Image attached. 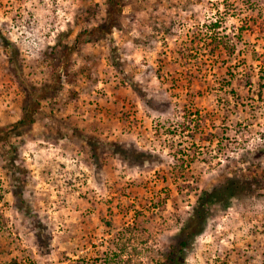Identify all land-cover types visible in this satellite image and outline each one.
<instances>
[{"label": "rangeland", "instance_id": "374dc122", "mask_svg": "<svg viewBox=\"0 0 264 264\" xmlns=\"http://www.w3.org/2000/svg\"><path fill=\"white\" fill-rule=\"evenodd\" d=\"M118 6L0 0V264H171L230 178L176 264H264V0Z\"/></svg>", "mask_w": 264, "mask_h": 264}, {"label": "trees", "instance_id": "16d2710c", "mask_svg": "<svg viewBox=\"0 0 264 264\" xmlns=\"http://www.w3.org/2000/svg\"><path fill=\"white\" fill-rule=\"evenodd\" d=\"M107 5L111 8V13H109V20L106 22L107 30L109 31L113 24L115 11L117 12V7H119L120 0H106ZM101 26V25H100ZM98 30V28H97ZM97 30H95L97 32ZM94 34V33H93ZM90 33V35H93ZM74 48V47H73ZM72 47H66L65 44H60L58 41L50 48L47 55H50L53 59L65 58L69 55ZM38 109V96L31 97L30 95L24 101L22 106V115L18 122L13 125L12 130H18L20 128L27 129L31 126L33 121V114ZM8 131L0 128V140L7 139ZM250 185L246 181L237 180L234 178L227 179L223 183H220L210 190L202 191L201 195L197 198L196 204L192 208V212L188 218H186L184 225L180 228L178 233V241L176 246L168 252L166 260L171 264H176L180 259V255L195 237L202 234L205 222L208 219L210 209L213 205H223L230 201V199L237 197L241 194L245 187ZM42 230L37 228L35 231V239L38 245L42 246Z\"/></svg>", "mask_w": 264, "mask_h": 264}]
</instances>
